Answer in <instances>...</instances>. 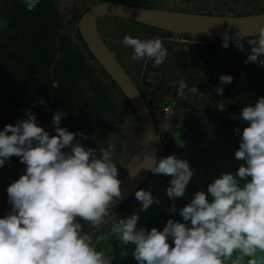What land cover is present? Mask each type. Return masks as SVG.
<instances>
[{
    "label": "clouds",
    "instance_id": "1",
    "mask_svg": "<svg viewBox=\"0 0 264 264\" xmlns=\"http://www.w3.org/2000/svg\"><path fill=\"white\" fill-rule=\"evenodd\" d=\"M24 3L31 11L39 0ZM244 36L240 28L235 38L225 31L222 47L234 44L243 50ZM167 39L181 42L178 37ZM246 43L250 51L245 63L264 66V28L257 39ZM123 44L133 50L134 61L146 57L159 66L168 57V49L158 38L126 35ZM232 80L231 75L221 74L217 95L222 97L223 86ZM199 93L195 85L178 82L181 99ZM225 107L224 100L217 101L218 110L223 112ZM25 115L0 130V168L13 156L26 166L7 187L11 210L0 217V264H112V258L94 246L84 224L101 229L114 198L122 195L119 170L113 162L115 145L101 148L97 155L95 148L77 139L86 140L87 134L61 127L63 111L53 114L54 135L37 123L31 109ZM240 119L247 122L242 131L239 126L234 130L240 137L235 159L242 163L235 173L224 172L209 183L207 193L196 191L179 208L182 222L170 218L162 230H148L138 227L136 211L112 222L111 234L122 246L134 245L132 255L138 264H264V256L258 258V253H264V96L244 106ZM159 130L157 125V138ZM158 142L161 154L167 133L165 141ZM142 167L151 172L147 179L152 174L170 177L166 194L173 203L168 211L176 212L175 201L185 196L194 175L189 162L175 154L157 158L148 153ZM138 170L129 175L134 178ZM147 179L134 194L141 202L140 211L160 203L146 190Z\"/></svg>",
    "mask_w": 264,
    "mask_h": 264
},
{
    "label": "trees",
    "instance_id": "2",
    "mask_svg": "<svg viewBox=\"0 0 264 264\" xmlns=\"http://www.w3.org/2000/svg\"><path fill=\"white\" fill-rule=\"evenodd\" d=\"M102 1L155 7L149 0H77L72 8L65 6L66 8L60 9L56 0H39L36 7L30 11L24 0H0V130L6 124H15L17 120L25 119V110L31 109L36 115L37 123L53 135V114L57 111L65 112L61 127L87 134L88 139H77L85 146L95 148L97 155L101 148L110 145L111 131H115L118 124H125L126 117L130 120L129 129L141 133L145 139L143 125L132 104L91 53L78 29V20L82 14L92 4ZM239 2L236 0V5ZM85 3L86 7L82 8L81 5ZM112 18L117 22L125 20L141 24L124 18ZM144 27L159 32L164 45L166 43L163 38L174 35L156 27ZM251 38L257 39V36L244 37L250 40ZM246 42L244 41L243 50L235 48L231 55L222 57V69H245L249 73L247 78L252 83L251 86H243L245 91L251 90L255 95L259 91L260 95L264 96V69L256 67L252 62L245 63L250 51ZM132 53L131 50L127 53L130 58ZM135 62L138 66V60ZM162 68L165 71L164 79L158 78L157 73L162 71ZM162 68L161 65L154 66L151 61V64H147L143 69L145 82H148L152 89L149 99L157 108L161 105L165 107L168 103L164 101V97H167L164 89L169 86V96L176 98V105L183 115L175 118L173 127L176 128L177 135L175 133L176 139L167 148L166 154H175L186 159L194 169V175L187 185L185 196L176 199L177 211L174 213L168 211L173 201L169 199L167 204L164 203L168 198L166 189L169 180L165 175L150 176L155 177L153 188L150 190L153 196L159 198L160 203H153L146 211L136 212L139 214L138 227L147 228L146 224L148 230L152 227L162 230L170 218L182 222L179 208L188 203L196 191L201 190V182H213L221 175L220 172H229L230 168L239 167L242 161L235 159V151L239 147L240 137L234 130L239 126L242 131L247 123L240 119V111L247 105L243 104L242 100L232 103L228 101L226 105L232 108L230 111L228 108L222 114L218 111L217 100L212 98L210 91L197 84L206 82L205 77L199 76L200 69L196 70L191 79L186 75L177 76V73L171 69L167 70L166 67ZM252 69L254 70L251 71ZM181 80L189 87L195 85L200 93L181 99L177 95L178 82ZM41 100L45 103L41 104ZM145 143L144 140L130 145V152L135 150L137 144H142L145 151ZM211 169L220 171L212 176L216 171L212 170L208 177V170ZM25 170L26 166L15 156L0 168V217L7 215L11 210L7 187ZM137 205H141V202L132 195L119 206L109 209L106 223L101 229L97 230L91 224H84V231L92 236L94 246L98 251L110 256L112 264H138L132 255L134 245H120L110 232L112 222L133 214L134 208H138ZM260 256H264V253H258V258Z\"/></svg>",
    "mask_w": 264,
    "mask_h": 264
},
{
    "label": "water",
    "instance_id": "3",
    "mask_svg": "<svg viewBox=\"0 0 264 264\" xmlns=\"http://www.w3.org/2000/svg\"><path fill=\"white\" fill-rule=\"evenodd\" d=\"M103 17H119L127 20H132L141 24L163 29L174 34H189L194 37H213L222 38L225 31L230 36L239 31V28L245 33L244 37L258 36L261 28H264V11L258 13L242 14V15H222L217 13H192L186 11H178L164 8H152L140 5H130L119 1H102L96 2L90 6L79 18L78 29L82 38L86 42L89 50L95 56L100 65L105 69L107 74L114 80L118 87L122 90L124 95L128 98L129 102L135 109L145 133V152L143 159L139 165L131 171L138 170V174L133 178L127 172L120 177L121 192L120 197L114 198L111 208L119 206L127 198L135 194L142 186L147 177L151 174L150 171L142 167L148 153H154L158 158L160 144L157 138V124L151 112L148 100L139 90L136 83L133 81L131 75L120 63L116 55L108 47L103 35L99 30V20ZM182 44L179 42L166 43L164 46L168 49L167 62L170 67H173V60L180 57L181 53L179 48ZM196 52L193 55L188 50V55L185 58L190 61L191 76L195 75L197 69L202 67L210 70L204 73L206 79L205 83H197L203 88L210 91V95L217 101L224 100L225 105L229 101L239 102L240 98H235L238 78L240 72L238 70H223L220 67L222 58L218 56L219 51L213 50L210 45H203L201 43L193 44ZM205 48V56H200L195 59L194 56L198 55ZM195 54V55H194ZM200 63L194 66L193 62ZM154 65V64H153ZM187 72L181 73L185 76ZM221 74H228L233 77L230 84L224 85L223 96L216 93V88L219 85V76ZM152 76H154L152 74ZM192 79V78H191ZM209 86V87H207ZM228 108L226 105L225 110ZM229 111L232 108H228ZM167 154L164 153V157ZM141 208H136L139 212Z\"/></svg>",
    "mask_w": 264,
    "mask_h": 264
},
{
    "label": "rangeland",
    "instance_id": "4",
    "mask_svg": "<svg viewBox=\"0 0 264 264\" xmlns=\"http://www.w3.org/2000/svg\"><path fill=\"white\" fill-rule=\"evenodd\" d=\"M77 0H56V4L60 9H64L66 7H71L76 4ZM88 1V0H86ZM238 5H236V0H149L150 4L155 6L156 8H164V9H171V10H178V11H186V12H192V13H217L221 14L223 8H235L236 9V15H242V14H250V13H258L264 11V0H239ZM92 3V2H89ZM231 5V6H228ZM66 6V7H65ZM82 8L86 7V3L81 5ZM88 6V5H87ZM81 8V9H82ZM100 21V20H99ZM120 21V20H119ZM118 21V22H119ZM122 24L126 25L129 24L128 22L122 20ZM117 21H115L112 17L104 18L102 21L101 29L107 33L109 42L111 44H114L116 48L120 51V48L122 49V43L123 38L125 37L123 35L122 29H129L130 36H133L131 34L132 31H136L138 27L133 26H115ZM120 23V24H121ZM112 24H115L111 26ZM119 24V25H120ZM138 31V30H137ZM122 32V33H121ZM137 37V32L135 33ZM175 37L178 36L170 35L169 37ZM144 40V39H142ZM121 44V45H120ZM124 45V44H123ZM131 48H129L130 50ZM114 50V49H113ZM129 50L124 51V54L127 55ZM115 51V50H114ZM119 54H122L119 52ZM131 51H133L131 49ZM117 52V51H115ZM262 58V57H261ZM150 59L144 58L141 60H138V69H139V75L140 79H138L141 83H143L145 71L142 72L143 69H145L147 64H151ZM237 61V60H236ZM256 67H259V64L253 63ZM164 89V87H163ZM167 97H164L165 103H168L171 106V112L165 113L164 112V106L161 105L159 108H157V105L155 103H152L150 99H148V104L150 106L151 112L154 116L155 122L158 125V128L160 130H165L167 133V143L163 144L161 147L162 153H166L167 148L171 145V143L174 142L176 139V131L173 127V124L175 122L176 116L183 115V112L179 111V107L176 105V98H173L169 96V93L171 90L169 89V86L167 89H164ZM255 95L251 90H246L242 92L241 100L243 102H247L252 105H254L258 99V97H261L260 93L258 95ZM129 122L130 120L126 117V123L123 125L118 124L117 129L113 132L111 131L109 136V142L110 144L115 145V151L113 156V162L117 164L120 177L125 175L127 172L131 171L133 168H135L137 165H139L143 159L144 150L142 148V144H137L135 146V150L130 152L131 147L130 145H134L136 142H142L145 139L143 138V135L141 133L133 132L132 128L129 129ZM176 133V135H175ZM187 152V151H184ZM181 155V154H180ZM204 168V167H203ZM237 168V167H236ZM202 169V168H201ZM238 169V168H237ZM237 169H235L237 171ZM216 170L211 169L208 170L207 176H210V171ZM233 170V167L231 168ZM220 170H216L213 172L212 176ZM235 171V172H236ZM224 173V171L220 172V174ZM234 173V172H232ZM220 176V175H219ZM218 176V177H219ZM200 177V176H199ZM167 180H170L168 176L165 177ZM207 178V177H206ZM205 178V179H206ZM205 182V180L203 181ZM203 182L200 183V189L205 191L207 193V186L211 181H207L203 184ZM209 199L211 197L209 196ZM169 198H167L165 204L169 202ZM139 204V203H138ZM138 207L141 208V205H138ZM137 208V207H136ZM158 218H156L157 220ZM143 221V220H141ZM141 223V222H140ZM145 226L148 228V225L145 224Z\"/></svg>",
    "mask_w": 264,
    "mask_h": 264
},
{
    "label": "flooded vegetation",
    "instance_id": "5",
    "mask_svg": "<svg viewBox=\"0 0 264 264\" xmlns=\"http://www.w3.org/2000/svg\"><path fill=\"white\" fill-rule=\"evenodd\" d=\"M6 1H11V0H6ZM93 5V4H92ZM91 5V6H92ZM104 18H107V17H103L100 19V22H99V30L101 32V34L103 35L104 37V40L106 41L108 47L111 49V51L114 53V55H116V57L118 58V60L120 61V63L123 65V67L127 70V72L131 75L133 81L136 83V85L138 86L139 90L141 91V93L144 95V97L148 100L149 99V92L150 90H152L150 88V84L148 82H145V79L143 80V83H141L138 79H140V75H139V70H138V66L136 64V62L134 60H131L130 58V55L128 56L124 54V51L126 50H129V47L123 45L122 43V49L120 48V51L118 50V48H116L115 43L114 44H111L109 42V38H108V35L106 32H104L100 26H102V21L104 20ZM125 21V20H124ZM121 22H123L122 20H120L119 22H116L115 24H112L111 26L115 25V26H133V27H138V31H132L131 34L134 36L135 33L137 32V37H139L140 39H144V40H149V39H161L162 37L160 36V33L157 32L156 30H153V29H150L148 27H144L146 25H142V24H136V23H132L130 21H126L128 22L129 24H122ZM121 23V24H120ZM120 24V25H119ZM2 25H4V23L2 22ZM122 30L123 32V35L126 36V35H129L130 32H129V29H120ZM121 32V33H122ZM174 34V33H173ZM176 36H178V38L181 40L182 42V45L180 46L179 48V51L181 53L180 57H177L173 60V68L170 67V63L172 62H167L166 60L161 64V68L162 67H166L167 70L168 69H171L172 72L174 73H177V76L180 75L181 73H184V72H187L186 76L190 77L191 78V73L192 71L190 70V61L186 60L185 58H182V57H186L188 55V50H190L189 52L193 55L194 52H196V48H194L193 44H196V43H201L203 45H210L212 44L211 48L216 51H219L220 53L218 54V56L220 58H222L224 55H231V53L233 52V50L235 48H237L234 44H230V46L228 48H224L222 47V38H218V39H214V40H210V39H207L205 37H194V36H191V35H179V34H175ZM172 37V36H171ZM250 39H244V41H248ZM251 40H253V38H251ZM163 42L164 43H173L175 42V40H169L167 38H163ZM121 45V44H120ZM117 51V52H115ZM131 50V49H130ZM129 50V51H130ZM121 52L122 54H119L118 53ZM205 48L202 47V51H200L198 53V55L194 56L195 59L199 58L200 56L203 55V57L205 56ZM195 55V54H194ZM223 60V59H222ZM221 60L220 62V67H222L223 65V61ZM261 60H264L263 57L261 58ZM200 63H198L196 60L193 62V65L194 66H198ZM259 67L260 69H264V66L260 65L259 64ZM165 68V69H166ZM148 69V68H147ZM162 71H157V73L159 74V77L158 78H161V79H164V76H163V73L165 72L164 69L162 68L161 69ZM233 70H238V72H240V77L238 78V83H237V89L235 90L236 92V95H235V98H240V102H241V96H242V92L245 91V88H243V86H251L252 83L250 82V79H248V75L249 73L245 70V69H234ZM254 69H252L251 71H253ZM144 72V70L142 71ZM210 72V70L202 67L199 71L200 73V77L201 78H204V73H208ZM145 76V75H144ZM182 76V75H180ZM258 89V88H257ZM259 92V91H258ZM243 104H250L247 103V102H243ZM220 111V110H218ZM221 114L223 113L222 111H220ZM160 157H164V153H159V156L158 158ZM235 169H237L236 167L233 168V170H231V168L229 169L230 171L229 172H234L235 173ZM227 171V170H226ZM138 206V205H137ZM136 207V206H135ZM134 212L136 211V208H134L133 210Z\"/></svg>",
    "mask_w": 264,
    "mask_h": 264
},
{
    "label": "built area",
    "instance_id": "6",
    "mask_svg": "<svg viewBox=\"0 0 264 264\" xmlns=\"http://www.w3.org/2000/svg\"><path fill=\"white\" fill-rule=\"evenodd\" d=\"M234 13H236V9L235 8H224L222 10V15H234ZM170 106H165L164 107V110L166 113L170 112ZM165 138H166V132L165 130H159L158 132V140L160 142H164L165 141ZM120 176V175H119ZM155 177H151L149 179H147V181L145 182V188L146 189H151L153 188V180H154Z\"/></svg>",
    "mask_w": 264,
    "mask_h": 264
}]
</instances>
